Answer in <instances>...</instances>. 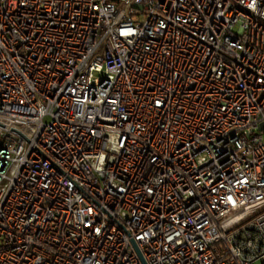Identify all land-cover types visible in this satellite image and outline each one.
<instances>
[{
    "label": "built area",
    "instance_id": "obj_1",
    "mask_svg": "<svg viewBox=\"0 0 264 264\" xmlns=\"http://www.w3.org/2000/svg\"><path fill=\"white\" fill-rule=\"evenodd\" d=\"M0 264H264V0H0Z\"/></svg>",
    "mask_w": 264,
    "mask_h": 264
},
{
    "label": "water",
    "instance_id": "obj_2",
    "mask_svg": "<svg viewBox=\"0 0 264 264\" xmlns=\"http://www.w3.org/2000/svg\"><path fill=\"white\" fill-rule=\"evenodd\" d=\"M136 250H137V249H136ZM137 252H138V255L140 256L141 260L143 261L140 252H139L138 250H137Z\"/></svg>",
    "mask_w": 264,
    "mask_h": 264
}]
</instances>
